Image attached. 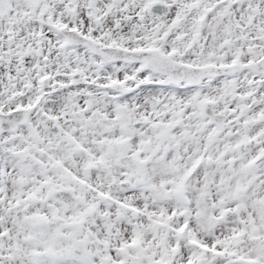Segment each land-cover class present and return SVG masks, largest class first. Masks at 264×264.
Returning <instances> with one entry per match:
<instances>
[{
  "label": "snow or ice",
  "instance_id": "6c2138e0",
  "mask_svg": "<svg viewBox=\"0 0 264 264\" xmlns=\"http://www.w3.org/2000/svg\"><path fill=\"white\" fill-rule=\"evenodd\" d=\"M0 264H264V0H0Z\"/></svg>",
  "mask_w": 264,
  "mask_h": 264
}]
</instances>
